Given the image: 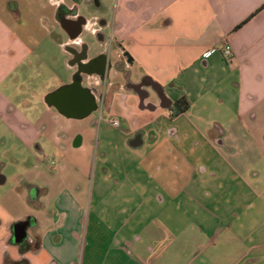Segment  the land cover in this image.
Segmentation results:
<instances>
[{
    "label": "crops",
    "instance_id": "obj_1",
    "mask_svg": "<svg viewBox=\"0 0 264 264\" xmlns=\"http://www.w3.org/2000/svg\"><path fill=\"white\" fill-rule=\"evenodd\" d=\"M7 260L264 264V0H0Z\"/></svg>",
    "mask_w": 264,
    "mask_h": 264
},
{
    "label": "water",
    "instance_id": "obj_2",
    "mask_svg": "<svg viewBox=\"0 0 264 264\" xmlns=\"http://www.w3.org/2000/svg\"><path fill=\"white\" fill-rule=\"evenodd\" d=\"M60 24H63L62 20L60 21ZM104 68L102 69L101 71V75L104 74ZM79 83H75L74 86H79L78 85ZM80 87V86H79ZM80 90L82 92H87L86 89H83V88H80ZM90 98V108L89 110L87 111L88 114L94 112L97 110L98 106L96 105V101H95V97H93L92 95L89 96ZM136 141L137 139H134L133 142H132V145L135 146L136 145ZM28 227V222L27 221H24V222H18L16 224H14L12 227H11V243L14 244V245H19L21 244L24 239H26V229Z\"/></svg>",
    "mask_w": 264,
    "mask_h": 264
},
{
    "label": "rangeland",
    "instance_id": "obj_3",
    "mask_svg": "<svg viewBox=\"0 0 264 264\" xmlns=\"http://www.w3.org/2000/svg\"><path fill=\"white\" fill-rule=\"evenodd\" d=\"M112 79V78H111ZM121 104V101H120V103H119V105ZM117 107H119V106H117ZM106 117V116H105ZM107 117H110L109 115L107 116ZM121 129H124V126H123V122H121ZM97 136V135H96ZM95 136V137H96ZM103 136H106V138H108L109 140H111L112 141V144L113 143H115V142H117L119 139H120V137H119V135L117 134V133H115V132H111V131H109L108 133H102L101 132V138H100V141H102L103 140ZM97 138V140H98V137H96ZM107 154H108V156L110 157V156H114V157H117V156H121V149H120V147L119 146H117V144L116 145H114L113 147H110L109 149H108V152H107ZM113 160L114 159H110V162H109V165L108 166H110V170H117V164L115 163V164H113ZM49 162H52L53 160L52 159H49L48 160ZM94 161H95V159H94ZM94 161H93V164H94ZM117 161V160H116ZM120 167V166H119ZM5 173H7V174H9L10 175V173H12V171L11 170H9V169H6L5 171H4ZM9 183V182H8ZM10 184H8V186H9ZM7 186V185H6ZM8 186L6 187V188H8ZM29 231H30V229H28V232H27V234H29ZM21 244H23V242L21 243ZM21 244H19V245H21Z\"/></svg>",
    "mask_w": 264,
    "mask_h": 264
},
{
    "label": "built area",
    "instance_id": "obj_4",
    "mask_svg": "<svg viewBox=\"0 0 264 264\" xmlns=\"http://www.w3.org/2000/svg\"><path fill=\"white\" fill-rule=\"evenodd\" d=\"M218 50H217V48H211V49H209V50H207L203 55H202V57L204 58V59H206V58H208L210 55H212L213 53H215V52H217ZM220 53H221V56H222V58L226 61V62H231L232 61V51H231V48H230V46H228V45H225L224 47H223V49L220 51ZM99 111H101V103H100V106H99ZM110 125L111 126H113L114 128H117L118 126H119V123H118V121L117 120H115V119H112V120H110Z\"/></svg>",
    "mask_w": 264,
    "mask_h": 264
},
{
    "label": "flooded vegetation",
    "instance_id": "obj_5",
    "mask_svg": "<svg viewBox=\"0 0 264 264\" xmlns=\"http://www.w3.org/2000/svg\"><path fill=\"white\" fill-rule=\"evenodd\" d=\"M59 20H60V21L62 20L63 24H65V25L68 26L69 23H68L67 21H65V18H64L63 15H61V17H60ZM102 58H103V57L101 56V57H99L98 59H95V60H92L91 62H88V63L86 64V66H87V67H90V66L97 65L98 62H99ZM83 68H84V66H83ZM148 86H152V84H151L150 82H148V81H142L141 84H140V86H135V88H136V90H140V87H143V88H144V87H148ZM139 93L141 94L142 97H146V96H148L145 92H141V91H139Z\"/></svg>",
    "mask_w": 264,
    "mask_h": 264
},
{
    "label": "trees",
    "instance_id": "obj_6",
    "mask_svg": "<svg viewBox=\"0 0 264 264\" xmlns=\"http://www.w3.org/2000/svg\"><path fill=\"white\" fill-rule=\"evenodd\" d=\"M175 107L178 109L179 112H183L186 110L187 104L186 102H184L183 100L177 102L175 104ZM5 264H27L26 262L22 263V262H11V261H6Z\"/></svg>",
    "mask_w": 264,
    "mask_h": 264
}]
</instances>
